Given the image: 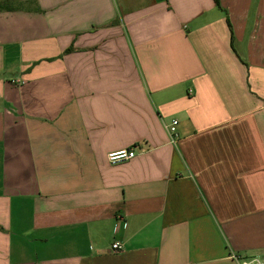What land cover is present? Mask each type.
Returning a JSON list of instances; mask_svg holds the SVG:
<instances>
[{"label":"crops","instance_id":"0c3cea01","mask_svg":"<svg viewBox=\"0 0 264 264\" xmlns=\"http://www.w3.org/2000/svg\"><path fill=\"white\" fill-rule=\"evenodd\" d=\"M219 2L10 0L0 264H264V0Z\"/></svg>","mask_w":264,"mask_h":264},{"label":"built area","instance_id":"2783aa9c","mask_svg":"<svg viewBox=\"0 0 264 264\" xmlns=\"http://www.w3.org/2000/svg\"><path fill=\"white\" fill-rule=\"evenodd\" d=\"M178 122L176 120L172 121L171 124L167 127V132L170 136L171 142L176 143L177 140V131L176 126ZM136 156L134 147L128 149H122L119 151L108 153L107 161L108 163L115 165L119 163H125L132 160ZM112 250L119 253L123 250L122 246L118 243L112 245ZM242 264H262L259 260H253L250 262H243Z\"/></svg>","mask_w":264,"mask_h":264},{"label":"trees","instance_id":"16d2710c","mask_svg":"<svg viewBox=\"0 0 264 264\" xmlns=\"http://www.w3.org/2000/svg\"><path fill=\"white\" fill-rule=\"evenodd\" d=\"M10 0H0V12L1 11H10L12 10L9 6ZM215 5L220 8L219 0H214Z\"/></svg>","mask_w":264,"mask_h":264}]
</instances>
